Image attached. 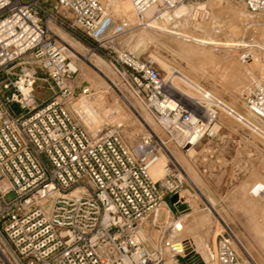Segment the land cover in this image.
Segmentation results:
<instances>
[{
    "label": "built area",
    "instance_id": "1",
    "mask_svg": "<svg viewBox=\"0 0 264 264\" xmlns=\"http://www.w3.org/2000/svg\"><path fill=\"white\" fill-rule=\"evenodd\" d=\"M51 1L0 0V263L158 264L163 236L147 232L164 226L157 220L164 196L184 200L186 189L204 198L173 151L188 157L217 137L219 114L234 117L235 109L207 92L195 104L182 101L151 60L121 49L115 67L157 129L134 142L115 127L90 133L67 106L79 88L70 82L77 67L50 24L94 51L124 33L128 20L111 0ZM185 1L128 0L136 17ZM242 1L250 13L264 12V0ZM39 80L51 93L43 101L34 96ZM238 97L264 123V83ZM160 156L162 176L154 179L150 169ZM220 220L214 264H257Z\"/></svg>",
    "mask_w": 264,
    "mask_h": 264
},
{
    "label": "rangeland",
    "instance_id": "2",
    "mask_svg": "<svg viewBox=\"0 0 264 264\" xmlns=\"http://www.w3.org/2000/svg\"><path fill=\"white\" fill-rule=\"evenodd\" d=\"M50 3L54 4V1L50 0ZM181 4L185 5V10L180 13L175 12L176 7L168 10L171 19L166 21L158 14L164 11L162 8L142 17L134 14L127 17L125 13H118L128 20L125 32L112 42H102V46L94 51L89 49L91 46L88 43L78 41L63 29L50 24L53 31L71 45L67 53L73 59L77 73L70 82L80 85L89 81L87 98L98 114V123L90 126L81 118L72 108L74 98L67 106L90 133L107 132L115 127L127 142H134L146 134L149 127L157 129L152 113L115 67V51L126 49L139 59L151 60L167 81L170 72L166 66L174 68L172 83L185 94L191 98L200 97L198 90L185 83L178 73L231 105L264 134V123L249 112L238 97L252 84L264 83V12L250 13L242 0H187ZM38 75L43 76L41 70H38ZM46 87L41 80L36 82L34 96L37 101H43L51 94ZM119 90L140 116L123 100ZM13 109L19 111L15 105ZM219 122L221 128L217 137L207 142L228 143L229 146L222 151L225 158L231 156V144L240 143V148L245 149L244 152L254 160V194L225 199L191 195L186 189L180 191L184 200L191 203L190 210L179 213L171 205V222L164 223L161 229L153 228L147 232L154 240L160 234L163 236V257L158 264H187L183 251L175 252L170 248L171 244L184 240L193 250L203 253L206 257L204 264H214L220 219L233 228L255 262L264 264V135L225 113L219 114ZM198 148L195 147L196 150ZM207 151L214 154L211 149ZM173 152L182 164L187 163L186 155L176 149ZM215 153L222 154L220 150H215ZM194 154L195 150L191 149L189 155ZM226 168L242 174L245 167L228 164ZM190 174L191 179L198 182L196 175ZM244 192L241 190L240 193ZM13 196L12 193L7 195V199ZM166 200L170 202L168 197ZM164 216V211L160 210L157 219L162 220ZM144 228H149V220L144 223Z\"/></svg>",
    "mask_w": 264,
    "mask_h": 264
},
{
    "label": "crops",
    "instance_id": "3",
    "mask_svg": "<svg viewBox=\"0 0 264 264\" xmlns=\"http://www.w3.org/2000/svg\"><path fill=\"white\" fill-rule=\"evenodd\" d=\"M239 144L240 143L238 142L231 144V149L233 151L230 154L231 156H229L230 158H225L223 156L225 153L222 151L225 150V147L229 146L226 142H216L214 144L208 142L200 143L198 145L199 148L197 150L194 149V155H189L188 157L186 156L187 163L183 165L189 175H191V172L198 178V182L194 181V183L203 196L207 195L215 198L231 199L241 196L248 197L249 194H254V160L252 157H249L246 152H244L245 149L242 147L240 148ZM205 149L206 151H204ZM209 149L214 151V154L208 153L207 150ZM215 150H220L222 154L215 153ZM240 151H242V156L238 157V155H240ZM212 155L214 156L213 158ZM243 155H246V157ZM228 164H237L245 168L243 169L242 174L237 172L233 173L230 168H226ZM241 190L245 191L244 194L240 193ZM167 197L170 199L171 196H164L160 210H163L164 213L168 212L171 214L172 206L170 202L166 200ZM165 220L164 216V218L162 220H158V222L164 223Z\"/></svg>",
    "mask_w": 264,
    "mask_h": 264
},
{
    "label": "bare ground",
    "instance_id": "4",
    "mask_svg": "<svg viewBox=\"0 0 264 264\" xmlns=\"http://www.w3.org/2000/svg\"><path fill=\"white\" fill-rule=\"evenodd\" d=\"M110 3L112 4V7L114 8V10L117 13H125L127 14V17H130L131 15H133V11L132 8L130 6V4L128 5L129 2H127V0H111ZM183 3V2H182ZM180 4V5H179ZM178 5H176V9L175 12L176 13H180L183 12L185 10V5L179 3ZM154 11H156V7L152 6L150 8H148L144 14L146 16H150L152 13H154ZM160 16L165 18L166 20L171 19L170 13L166 10L161 11L160 13H158ZM129 15V16H128ZM155 16V14H153ZM153 17V16H152ZM151 17V18H152ZM158 18V17H157ZM134 19V18H133ZM151 20V19H149ZM132 21V20H131ZM153 21V19H152ZM134 22V21H133ZM59 37V36H58ZM59 39L63 42H66L65 40H63V38L59 37ZM69 45V44H68ZM71 46V45H70ZM155 58V57H154ZM96 63V62H95ZM96 67V66H95ZM166 69L170 72V77L168 79L169 81V85L170 88L172 89L173 93L175 95H177L179 97V99H181L182 101H185L187 103L190 104H195L196 102H198L200 100V97H196V98H191L187 93L185 94L183 91H181L177 86H175L172 83V78H173V72L175 71L174 68L172 67H168L166 66ZM179 77L188 85L194 87L195 89L198 90V92L200 94H205L207 91L203 90L197 83H195L194 81L190 80L188 77H186L183 74L178 73ZM79 88L76 90L77 93L76 95H74V102L71 104L72 108L78 112L81 116V118L85 120V122L90 125V126H95L98 122V114L95 112V109L93 108V104L91 102V100H88L87 95L90 92V84L89 81H83V83H81L80 85H78ZM209 93V92H207ZM211 94V93H210ZM123 100L128 103V98L122 97ZM94 99V98H93ZM94 103V102H93ZM236 112V111H235ZM77 114V113H76ZM79 116V115H78ZM234 117L237 120H241L245 125H248L249 127H251L254 131L257 132H261V130L255 126L252 122L249 121V119L243 117L242 115H240L239 113L236 112V114H234ZM97 122V123H96ZM93 130V129H92ZM262 133V132H261ZM263 134V133H262ZM264 135V134H263ZM165 160L164 156H160L157 161L153 164V166L150 169V174L154 179H157L159 177L162 176V166L164 163H162ZM165 162V161H164ZM158 176V177H156ZM156 177V178H155ZM182 196V193H180V197ZM183 197V196H182ZM179 203H183V204H188V206H190V202H186L185 200H181ZM171 218V214L168 213V217L165 220V224H169L171 222L170 220ZM186 243H188L187 240H184V242L179 241L176 243H173L170 245V248L173 251H183L184 254L187 257H191L193 254H196L195 258H192L191 261L193 264H197L198 262H202L203 264L206 261V257L203 255V253L200 252H196L195 250H193L189 245H187ZM168 251V250H167Z\"/></svg>",
    "mask_w": 264,
    "mask_h": 264
},
{
    "label": "water",
    "instance_id": "5",
    "mask_svg": "<svg viewBox=\"0 0 264 264\" xmlns=\"http://www.w3.org/2000/svg\"><path fill=\"white\" fill-rule=\"evenodd\" d=\"M77 91L74 92V95H76ZM180 202V199L178 198V195L177 194H173L171 197H170V204L173 206V208L179 212V213H182V212H188L190 210L188 204H183V203H179ZM196 257V254H193L192 255V258H195ZM191 257H185V260H186V263L187 264H193L191 259ZM197 264H203L202 262H198Z\"/></svg>",
    "mask_w": 264,
    "mask_h": 264
},
{
    "label": "snow or ice",
    "instance_id": "6",
    "mask_svg": "<svg viewBox=\"0 0 264 264\" xmlns=\"http://www.w3.org/2000/svg\"><path fill=\"white\" fill-rule=\"evenodd\" d=\"M254 191H255V189H254ZM177 227H179V225H177Z\"/></svg>",
    "mask_w": 264,
    "mask_h": 264
}]
</instances>
